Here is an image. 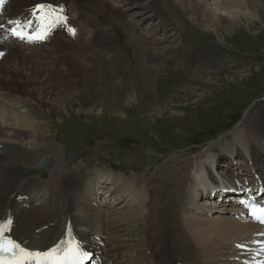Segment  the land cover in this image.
Listing matches in <instances>:
<instances>
[{"label": "bare ground", "instance_id": "obj_1", "mask_svg": "<svg viewBox=\"0 0 264 264\" xmlns=\"http://www.w3.org/2000/svg\"><path fill=\"white\" fill-rule=\"evenodd\" d=\"M182 1L187 6L182 13L189 20L215 33L216 27L222 23L225 33H235V30L243 27L238 17L241 7L246 8L244 14L257 6L258 10H254L253 15L255 19L262 17L261 0ZM230 1L238 9L219 13L223 17L221 21L219 8ZM82 4L90 5L100 14L114 19L146 53H160V44L168 42V39L149 37L139 28L138 20L146 12L149 13L147 16L151 12L162 19L166 26L173 25L174 18L166 16L159 0H148L147 3L146 0L8 1L0 15V224L11 221L10 231L5 235L33 252H46L61 241L74 239L81 251L87 253V257L90 256L87 264L101 262V251L109 258L117 255L114 264H264L263 226L246 218L239 206L233 208L229 204L222 208L232 213L209 217L207 215L216 212V202L204 201L202 204L205 207H198L191 198L194 194L203 196L211 193L212 186L220 182L240 188L245 187V183L250 187L262 186L264 156L256 153V146L264 154V139L227 140L226 144L221 145L228 150L224 156L219 154L209 161L206 154L195 167L191 165V159L182 156L186 164L175 162L173 170L168 172L152 169L146 185L139 188L140 182L137 179L129 180L121 168L116 177L111 178L102 173L91 176L89 167L94 164L79 167L75 160L62 154L60 147L47 135H42L50 132V128L41 126L49 123L46 121L48 116L64 123L80 114L86 117L108 113L109 117L122 121L127 118L125 106L134 99L142 104L143 111L151 117L156 118L157 112L165 116L164 102L150 98L146 91L141 90L144 74H137L130 82L134 88L132 93L125 92L120 97L114 91L116 82L110 70L106 78L102 76L103 59L94 52L88 53L85 48L90 44L83 41L84 47L66 46L68 28L75 30L76 40H79L84 32L78 26L83 24L92 28L90 32L94 44H105L106 38L109 39L100 26L93 25L94 20L81 11ZM40 5L56 9L66 23L63 26L56 23L52 27H49L48 22L41 23L43 13L38 11ZM60 9L62 13H59ZM72 10L77 12L74 17ZM23 21L30 23L31 39L18 43L8 29L13 22ZM154 25L151 23L149 30L152 31ZM45 32L52 44L41 47L22 45L29 42L38 45L36 37ZM107 59L110 62V58ZM88 62L90 65H87ZM54 81L58 82L60 88L53 84ZM97 84L101 85L100 91L93 88ZM63 86L69 90H57ZM105 91L109 93L103 102V109L105 107L106 110L94 113L93 109L80 113L74 109L86 93L94 97L103 95ZM55 93L59 94L58 101L52 98ZM30 100L44 108L47 116L28 117L1 106L5 103L15 108ZM97 106L99 104L95 103L93 107ZM249 119L244 121L247 123L242 128L248 125L253 127L254 123ZM229 145L232 146L229 148ZM239 152L245 158L242 163L252 165L244 169L247 174H241V162L235 161L227 169L221 168L222 179L219 182L215 180L209 170L213 162L222 166V162L228 159H237ZM244 152H247L248 158ZM48 166L49 177L47 181L40 182L37 177L42 178L43 169ZM232 167L236 168L232 170ZM86 176L90 178L85 179ZM211 182L213 185L210 187ZM147 189H151V194L148 199H144ZM110 194L115 197L113 205L99 200V196L107 198ZM36 198L41 200L39 207L32 204ZM183 198L186 202H182ZM117 204L125 207V210L116 212L110 209ZM193 211L205 215L192 217L190 221L191 216L188 214ZM134 223L140 224L143 235L136 240V252L132 254L120 249L126 247L128 239L132 240L129 230ZM101 240L109 241L108 245L112 241V244L102 250L99 247Z\"/></svg>", "mask_w": 264, "mask_h": 264}, {"label": "rangeland", "instance_id": "obj_2", "mask_svg": "<svg viewBox=\"0 0 264 264\" xmlns=\"http://www.w3.org/2000/svg\"><path fill=\"white\" fill-rule=\"evenodd\" d=\"M159 1L168 14L166 16L174 18L173 25L166 26L162 19L151 12L150 16H147L148 12L144 13L143 18L138 22L140 31L149 37L168 39V42L160 44V53H146L135 43L134 37L121 28L114 19L100 14L97 9L86 4H82L81 11L86 16H90L94 20L93 25L98 24L109 39L106 38L105 44H94L93 34L90 32L92 28L83 24L78 26L84 32L79 40H76V33L73 36L68 32L65 44L70 48L84 47L83 41L90 44L85 48L88 53L94 52L103 59L102 76L106 78L110 70L116 82L114 91L120 97H123L125 92L132 93L134 88L130 82L137 74H144L141 90L146 91L150 98L154 97L164 102L165 116L157 112L156 118L151 117L143 111L142 104L137 103L136 99L125 106L127 118L122 121L109 117L106 112L107 114L104 115L98 113L86 117L80 114L75 119L60 123L53 117H46L47 111L31 100L15 108L5 103L1 106L8 111L15 110L28 117L44 115L49 123L41 126L50 128V132L42 135H47L55 142L67 158L75 160V163L82 168H85L86 164H94L89 167L91 176L102 173L114 177L123 170L129 180L137 179L140 182L139 188L146 185L152 169L172 171L175 162L186 164L183 161L185 156L191 159V165L195 167L206 154L209 156L207 158L209 161L216 155L224 156V152L228 150L221 145L226 144L227 140L264 139V127H261L262 124L264 125V0L260 2L263 6V10H260L262 14L260 19H255L253 15V11L258 10L257 6H253L244 14L246 8H239L238 17L244 26L235 30V33H225L224 23L216 27V33L201 28L182 13L187 7L182 0ZM235 9L238 8L230 1L221 5L218 14L230 13L228 11ZM72 11V16H76L77 12ZM220 14L219 18L223 21ZM151 23L155 24L152 31L149 30ZM101 35L103 36V33ZM44 38L38 39V45L25 43L22 45L41 47L52 44L47 35ZM106 58H110V62ZM87 65H90L89 62ZM53 84L60 88L57 81ZM63 88L69 90L67 86L57 90ZM93 88L100 91L101 85H94ZM85 95V98L75 105L74 109L77 112L94 109L93 112L96 113L106 110L105 107L103 109V102L108 98V91L101 96L92 97L88 93ZM52 98L58 101L59 94L55 93ZM95 103L99 104L96 108L93 107ZM246 119L253 121V127L248 125L249 128H242L247 123H244ZM231 146L229 145V148ZM256 153L264 156L257 146ZM244 156L248 158L247 152H244ZM237 157L234 161L221 160L222 166H218L214 161L209 168L212 177L219 182L222 179L219 170L227 169L228 165L234 164L239 159L238 162H241L239 171L246 175L244 169L252 165L242 163L245 158L240 152ZM213 168L216 173H213ZM233 168L236 167H232V170ZM75 174L78 175L79 172L76 171ZM48 177L49 166L43 169L42 178L37 177V180L47 181ZM88 178L90 177H85ZM212 185L211 182L210 187ZM150 194L151 189L145 190L144 199H148ZM191 198L196 201L198 207H205L202 204L204 201L216 202V212L207 215L209 217L230 213L231 211L222 208L228 204L229 207L238 208L228 199H216L215 195L209 197V194L203 196L194 194ZM108 199H111L110 205H113L114 197L111 195ZM40 202L41 200L36 198L32 204L39 207ZM182 202H186V199L183 198ZM110 209L121 212L125 207L117 204ZM188 215L191 216L189 218L191 221L192 217H204L205 214L193 211ZM129 231L132 233L133 241L128 239L126 247L120 250L135 254L136 240L138 241L143 233L140 224L135 223ZM108 242L102 241L99 247L105 250L112 244V241L109 245ZM99 255L103 260L101 259L98 264H111L110 262L114 264L117 256L109 258L102 251Z\"/></svg>", "mask_w": 264, "mask_h": 264}, {"label": "snow or ice", "instance_id": "obj_3", "mask_svg": "<svg viewBox=\"0 0 264 264\" xmlns=\"http://www.w3.org/2000/svg\"><path fill=\"white\" fill-rule=\"evenodd\" d=\"M7 0H0V7ZM38 11L43 13L40 18L41 23L48 22L49 27L55 26L56 23L64 25L66 21L62 15L58 14L57 10L52 7L40 5ZM63 10L60 9L59 13ZM16 26L12 28L11 35L21 40H30L31 37L20 31V25L13 22ZM27 27V25H24ZM68 31L74 36L75 30L68 28ZM47 35L36 37L43 39ZM253 216L261 223H264V208L253 212ZM11 221L0 224V264H82L87 259V253L80 249V245L73 240H64L52 249L46 252H33L21 246L20 243L6 236L5 233L10 231Z\"/></svg>", "mask_w": 264, "mask_h": 264}]
</instances>
